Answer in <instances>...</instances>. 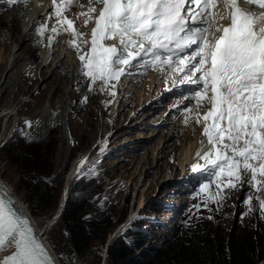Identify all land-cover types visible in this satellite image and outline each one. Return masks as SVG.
<instances>
[{
	"label": "snow or ice",
	"instance_id": "snow-or-ice-1",
	"mask_svg": "<svg viewBox=\"0 0 264 264\" xmlns=\"http://www.w3.org/2000/svg\"><path fill=\"white\" fill-rule=\"evenodd\" d=\"M73 6L81 11L70 16ZM51 9L36 31L51 33L49 46L61 31L69 33L89 91L114 90L122 78L149 69L172 81L168 91L187 86L182 95L190 103L172 107L185 125L202 126L190 168L207 179L193 209L211 212L215 204L219 211L231 191L247 185L245 215L259 211L264 218V0H51ZM24 123L31 128L39 120ZM16 204L0 185V264H55Z\"/></svg>",
	"mask_w": 264,
	"mask_h": 264
},
{
	"label": "rangeland",
	"instance_id": "rangeland-1",
	"mask_svg": "<svg viewBox=\"0 0 264 264\" xmlns=\"http://www.w3.org/2000/svg\"><path fill=\"white\" fill-rule=\"evenodd\" d=\"M43 72L44 69L42 73ZM26 80L25 85H28V90L23 97V102L18 105L16 114L10 120H0V139L5 128H11L8 139L0 142V174L6 183L10 184L8 185L14 191L15 195L21 198L22 203L25 204L24 209L31 214L32 221H34L35 225L42 228L45 222L54 214L60 203L61 192L66 185L68 174L71 171L73 163L81 158L84 153L87 154L93 147V144L97 143L90 154V157L92 156L91 158L94 159L93 163L87 165L85 169L75 173V178L69 186V193L72 191V194L78 195V192L80 191L81 193L82 191L80 189H82L81 186L84 181L88 180L91 182L88 192L92 194V196L88 199L89 209L83 214V218L88 221L87 219H97L105 214H113L115 217L114 219H117L116 217L121 216L125 211L127 212V218L128 215H131L133 210L137 214L136 217H139V221H135L131 229L133 231L140 229L142 233H145L148 243H146L144 247L149 245L165 246L168 243L166 239L171 241V238L168 237H172L171 235L174 234L175 227L173 222L170 221L171 214L168 213L170 211L168 209H163L162 205L164 202L174 204L179 199L176 198L172 192L174 190L173 188H175L173 186L175 178L171 175L170 167H174L170 164L168 157H165L166 153H169L168 147L164 148L165 144L170 141L169 137L167 135H164V137L161 135L157 142L155 141L156 139H151L155 142L150 143H143L141 141L131 142L143 136H150L142 133L139 134L136 129L133 130V127H136L138 121L136 123L129 122L123 125L126 120L125 117L119 121V125H111L105 119L102 120L101 117L99 118L95 115V113H99L95 111V109H93L94 111H89L90 109L88 108L85 111L86 113H84V110H81L76 105L75 107L71 105L65 113L53 115L51 121H44L42 119L44 115L34 119L33 116L40 111V108L42 109L41 106L43 103H45L43 106L45 108L52 107L50 102L56 106L58 104L57 99L59 95L66 89L58 87L59 93L56 91V95L53 96L56 87L52 85L48 75L44 78L41 74V81L39 80L41 85H47L42 92L36 89L35 86L31 84V81L28 83V80ZM70 86L71 84L69 87ZM69 91L70 90H67L68 94ZM17 95L23 96L22 94ZM71 96L73 97V103H77L80 96L74 93V91ZM14 100L13 96H8L5 101V106H11L13 103L15 105L16 102ZM91 104L95 108V103ZM96 107H98V105ZM124 113L125 111L121 112V114ZM109 116L112 121V115ZM28 118L34 122L39 120V123H34L33 127L28 128L24 123ZM92 128H100L98 137H96L97 134L95 131H92ZM114 128L116 132L113 136L116 139L114 143H112L113 145L109 146L113 147L129 142L131 143L129 146L136 148H140L139 144H142L143 147L141 150L136 151L135 155L129 156L127 160L117 155L116 152H110L109 155H107V150L111 148L108 147V149H106V147L102 146L105 145L108 140L112 141L110 136L106 139L105 137L108 130ZM66 129L70 131L69 136L65 134L66 132L64 130ZM21 130L28 133V136L26 137L23 135ZM172 132H169V134L171 133V135H174L175 131L173 130ZM151 135H153V133H151ZM191 144L192 142H188V144L181 147V150L176 149L179 155L180 153L182 154V156L178 158L179 160L185 158L186 152L190 149ZM20 145L34 146L33 151L37 152L39 155V162L45 164L42 171L46 168H51L45 172V180L53 184L55 191L50 200L52 206L46 211L37 209L36 204L31 202L29 195L26 194L25 183L22 180V174L19 172L20 169L26 168L25 165L18 163L23 160L19 154V152H21L20 150L23 149ZM101 148L104 149L103 152L100 151ZM159 149H161V159L159 160V164H157ZM11 151L12 154L16 155V159H14L16 163L14 164L10 162L11 155H8V152ZM229 205H231V203L222 204L219 211H216V215L213 216V219H207L209 215L203 216L200 213L197 214L196 218H194L195 223L196 221L198 223L210 221L213 225H220L221 228L224 227L230 230L236 229L239 225L253 220L254 223H251L249 226L254 225L255 228H258L261 232L264 230V218H262L261 215L248 214L244 219H241L239 216L233 218V208H230ZM238 213H236V215ZM148 214L163 218L167 227L152 228L151 224L148 223L145 218ZM164 214H166V216ZM153 217L154 216H151L148 219L153 220ZM181 220H184V218ZM66 221V219L64 221L61 214V217L50 226L45 236L41 233L47 245L51 246L52 251L56 252L55 255L60 264H108L107 256H104L105 247L109 248L108 243L110 244L119 236L131 240V238L136 235L135 233L118 234L116 231L120 229V221H115L112 226L106 229L100 228L98 232L95 231L93 233L90 231L93 235L92 253L87 256V258L79 257L72 244ZM121 231L123 232L124 228L123 230L120 229V232ZM146 231H152V233L146 234ZM103 236H105L104 241H102ZM135 238L138 239L141 238V236L136 235ZM262 263H264V259L257 264Z\"/></svg>",
	"mask_w": 264,
	"mask_h": 264
},
{
	"label": "trees",
	"instance_id": "trees-1",
	"mask_svg": "<svg viewBox=\"0 0 264 264\" xmlns=\"http://www.w3.org/2000/svg\"><path fill=\"white\" fill-rule=\"evenodd\" d=\"M23 149L19 152L25 169H20L22 180L25 183L26 194L37 209L46 211L50 209V202L54 194V186L45 180L46 168L41 164L40 157L34 152L33 145H20ZM10 162L16 163V155L8 152ZM25 179V180H24ZM89 182L82 184L78 195L72 194L67 200L62 213V218L67 220L66 225L71 235V241L79 257L89 256L93 248V238L90 231L95 232L106 229L115 221H123L127 212L114 219L113 214H105L97 219L83 218L89 209L88 199ZM250 224L236 229L221 228L212 222L193 223L187 222L175 237L168 240L165 246L149 245L143 236L134 238L129 242L122 236L117 237L109 244L108 264H257L264 259V230L262 232ZM105 240L103 236L102 241Z\"/></svg>",
	"mask_w": 264,
	"mask_h": 264
},
{
	"label": "bare ground",
	"instance_id": "bare-ground-1",
	"mask_svg": "<svg viewBox=\"0 0 264 264\" xmlns=\"http://www.w3.org/2000/svg\"><path fill=\"white\" fill-rule=\"evenodd\" d=\"M17 19L18 18H16V12H11L7 16L0 17V27L7 29L8 32L13 35V37L10 38V41L12 42V44H9L7 42L6 43L0 42V77H1L0 79V120H6V119L10 120L16 114V111L18 110L17 109L18 105L23 102V97L28 90L27 88L28 85L27 84L25 85L26 79L24 78L23 69H30L31 71H33L36 68L34 64L31 63V60L34 57V53H33L34 49L31 43V34L29 30H24L22 28L20 21L16 22ZM41 62H42L41 64L42 66L46 64V61L41 60ZM67 64L68 66L64 68V66ZM74 70H75V63H73V60L71 58H66L65 60L61 61V64H59V62H55V63H52L44 67V72L41 74L43 75L44 78L48 75L49 80L51 81L52 85L56 87L53 93V96L56 95V91H58L59 93L58 87L65 88L66 90L59 95L57 99L58 104L56 106H54V104L50 102V105L52 107L45 108L43 107L45 103H43V105L41 106L42 109L40 108V111L37 112L33 116L34 119L40 118L41 116L44 115L42 117L44 121L46 122L51 121L53 118V113H56V114L65 113L66 110L71 105L75 107V104L72 101L73 97L71 96L73 93H72L71 88L69 87V85L72 84L73 80L76 79V77L72 75V73H74ZM33 79H34L33 77L27 79L28 83L29 81ZM39 80H40V77L38 76L36 80V84L41 85V82ZM67 90H70L69 94ZM17 94H22L23 96L21 97ZM8 96H13V99H15L14 101L16 102L15 105L13 103L11 106H5L6 105L5 101L8 98ZM95 115H97L100 118L99 113H95ZM133 122L136 123V121H133ZM92 129H93L92 131L93 132L95 131L97 134V136L96 135L95 136L98 137L100 134L99 133L100 128H92ZM10 131H11V128L10 129L5 128V130L2 132L0 142H3L8 139L10 135ZM152 133L153 135L148 136V138L157 139L158 135H162V133H158V134H155L154 132ZM142 134L147 135L146 133H142ZM162 136L164 137V135ZM186 136L190 140L189 143H191L193 141V135H191L190 132H187ZM142 138H144V136ZM135 142H137V140ZM185 144H188V143H185ZM160 150L161 149H159L158 151L159 157L157 159V164H159V160L161 159ZM79 159L76 162H74L71 167V171L68 174L66 185L63 187L62 192H61L60 203L57 207V210L54 212V214L45 222L42 228L37 227L34 221H31L32 224L35 225V228L39 234L42 233L45 236L50 226L53 225L61 217L63 209L65 208V205H66V199L69 195V192H68L69 186L72 184V180H74L75 178L74 171L72 169L75 168ZM0 183L6 186L11 196L17 201V205L19 206L20 210H22L28 217L30 216V219H31L32 218L31 214L28 215L27 211L24 210L25 204L22 203L21 198L15 195L14 191L9 186L10 184L6 183V181L2 178L1 174H0ZM133 213L134 211L132 210L131 214ZM168 213L171 214L170 220L183 218L177 212H168ZM130 216H133V215H130ZM134 217H136V215H134ZM155 218L156 217L154 216L152 219H155ZM128 222L129 221H126L125 223H123V225L121 226V230H123V228L126 225H128ZM49 247L51 249V246ZM105 248L108 250V247H105ZM53 252L56 253L55 251ZM105 252L106 250H104V256L106 257L107 255Z\"/></svg>",
	"mask_w": 264,
	"mask_h": 264
},
{
	"label": "water",
	"instance_id": "water-1",
	"mask_svg": "<svg viewBox=\"0 0 264 264\" xmlns=\"http://www.w3.org/2000/svg\"><path fill=\"white\" fill-rule=\"evenodd\" d=\"M66 203H67V200H66ZM105 253H106V255H108V250L107 249H106V252Z\"/></svg>",
	"mask_w": 264,
	"mask_h": 264
},
{
	"label": "flooded vegetation",
	"instance_id": "flooded-vegetation-1",
	"mask_svg": "<svg viewBox=\"0 0 264 264\" xmlns=\"http://www.w3.org/2000/svg\"><path fill=\"white\" fill-rule=\"evenodd\" d=\"M24 210L27 211L26 209H24ZM27 214L30 215L29 212H27Z\"/></svg>",
	"mask_w": 264,
	"mask_h": 264
}]
</instances>
